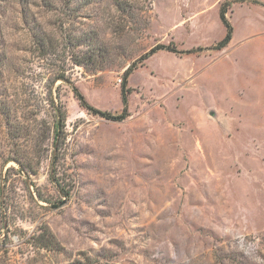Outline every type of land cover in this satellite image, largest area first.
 <instances>
[{"label": "rangeland", "instance_id": "1", "mask_svg": "<svg viewBox=\"0 0 264 264\" xmlns=\"http://www.w3.org/2000/svg\"><path fill=\"white\" fill-rule=\"evenodd\" d=\"M19 2L0 0V264H264V0ZM228 4L225 50L142 61L215 45ZM135 63L126 120L80 106L73 86L121 114Z\"/></svg>", "mask_w": 264, "mask_h": 264}, {"label": "trees", "instance_id": "2", "mask_svg": "<svg viewBox=\"0 0 264 264\" xmlns=\"http://www.w3.org/2000/svg\"><path fill=\"white\" fill-rule=\"evenodd\" d=\"M27 0H20V4L21 5H25ZM43 3L49 4L50 0H42ZM91 0H87L88 3H90ZM67 2V6H69L73 0H66ZM258 3V2H255ZM230 4H228L227 6L222 5L220 8V12H219V17H220V21L223 24L226 33L224 38L217 42L215 45L207 47V48H197V49H191V50H178L176 46H174L173 44H169V45H157L154 48H152L145 56H143L142 61L147 60L148 58H150L151 56H153L154 54H156L157 52L160 51H166L169 53H174L176 55L179 56H190V55H196V54H201L203 52H221L223 50H225L229 44L231 43L232 39H233V33H234V28L232 26V24L229 22L228 18H227V11H228V6ZM23 23L32 31H34V29L36 28V22L33 21V19H31L28 15L24 14L23 15ZM47 41L44 38H38V44L40 46H44L45 43ZM86 59L88 60H92L93 57L92 55H90L89 53L83 56H81V60H79L78 65H82L84 64V62L86 61ZM137 68V64H133L132 66H130L128 68V70L124 73L123 75V80H122V101H123V105H124V109L122 111L121 114L118 115H113L111 113H108L106 111H101L97 108H95L94 106H92L85 98V96L82 94V92L79 90V88L73 86V92L74 95L76 97V99L78 100L80 106L87 111L89 114H93V115H98L101 118L110 120V121H115V122H123L124 120L127 119V117L129 116L127 108H128V99H127V95L129 92L128 89V79L129 77L132 75V73L134 72V70ZM62 80H65L64 76H61ZM0 113L3 115H6L7 112H5V110H3V108H0ZM67 120V113L65 112V110H63V108H59L56 107V113L54 116V122H53V145H54V151H52V162H51V168H52V175H51V180L53 183H55V185L58 187L59 192L61 193V195H63L65 198L70 197V192H68L64 187H62V184L60 183V180L56 178V159L59 158V153L61 151V144L60 141L61 140H65V123ZM10 119L7 120L8 124L10 123Z\"/></svg>", "mask_w": 264, "mask_h": 264}]
</instances>
